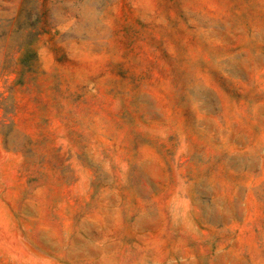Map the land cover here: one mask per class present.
Instances as JSON below:
<instances>
[{"label":"rangeland","instance_id":"rangeland-1","mask_svg":"<svg viewBox=\"0 0 264 264\" xmlns=\"http://www.w3.org/2000/svg\"><path fill=\"white\" fill-rule=\"evenodd\" d=\"M0 264H264V0H0Z\"/></svg>","mask_w":264,"mask_h":264}]
</instances>
